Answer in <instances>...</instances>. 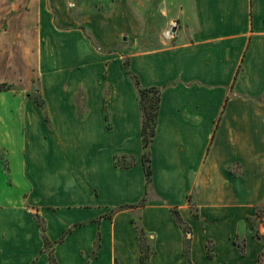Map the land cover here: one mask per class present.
I'll return each instance as SVG.
<instances>
[{
	"label": "crops",
	"instance_id": "0c3cea01",
	"mask_svg": "<svg viewBox=\"0 0 264 264\" xmlns=\"http://www.w3.org/2000/svg\"><path fill=\"white\" fill-rule=\"evenodd\" d=\"M108 10L114 18L103 19ZM4 22L17 31L19 58L17 76L5 82L22 84L29 72L40 78L44 113L25 104V137L35 113L51 128L50 141L37 134L40 145L23 146L24 174L35 156L38 182L51 196L28 191L21 206L0 205V264H142L140 232L148 264H260L264 0H0ZM8 32L0 29V39ZM145 33L164 46L143 51L136 42L117 52L127 36L138 41ZM97 85L105 90L95 101L105 120L99 147L94 133L76 134L71 121L79 109L81 122L90 118ZM139 88L161 93L146 150ZM49 94L69 119L65 131L50 126Z\"/></svg>",
	"mask_w": 264,
	"mask_h": 264
},
{
	"label": "rangeland",
	"instance_id": "374dc122",
	"mask_svg": "<svg viewBox=\"0 0 264 264\" xmlns=\"http://www.w3.org/2000/svg\"><path fill=\"white\" fill-rule=\"evenodd\" d=\"M84 5V3H83ZM85 7V6H84ZM88 8V7H87ZM89 9V8H88ZM30 10H32L30 8ZM87 9L84 8V11ZM97 9H89V11ZM110 10V9H109ZM106 11L103 19H112L113 16L110 15V11ZM129 12L132 10L130 8L127 9ZM146 10V9H142ZM88 11V12H89ZM88 12H84V15L88 14ZM28 27H35L32 24V16L28 14L27 18ZM45 22L47 21V16L44 17ZM98 22V21H97ZM97 22L94 24L96 28H98ZM0 24V29H5L9 31L6 36L1 40H3L6 45L5 48H0V205H8L14 203L15 206H21L23 204V198H26L29 195L28 191H37L39 194L49 195L50 191L45 187H41L38 181H43L42 176H40L38 165L36 163L35 156L32 158V161L29 163V169L27 171V175L24 174V165H23V154L22 149L23 146L27 143L28 145H40L42 141H40V137L38 135H49L48 139L50 141L51 128L48 127L47 122L48 119L40 120V113L37 115L35 113L33 115V123L30 124L28 136L25 137L24 134V126H25V110L28 107V102H33L36 106L38 105L42 109H39L44 113V102L40 89V78H38L37 74L29 72L27 68V72L29 74H24L22 84H15L13 82H5L8 78V75L11 76V79H14V74L17 76V72L14 70L17 67L18 56L15 52V45L18 39H15L17 36V31L13 29L12 24H7L4 22V25ZM29 30V29H28ZM87 30V29H86ZM168 30V29H167ZM164 31L163 33L167 37H174L175 33H172V30L168 32ZM87 32V31H86ZM87 38L88 40L97 48H100V43L98 39L92 35V32L88 30ZM109 36V33L106 34ZM31 36V35H30ZM110 36H113V33H110ZM157 34L149 35L144 34L142 38L138 41L133 40L129 36L126 37L125 40L120 41L119 45L122 49H118L117 52H125V49H130L133 43L137 42L138 50H153L157 48H161L164 46L163 42L156 40L155 37ZM28 43H32L34 45L37 43L36 39L32 35V39L28 38ZM80 49H83L81 45H77ZM29 47V46H27ZM128 47V48H126ZM13 48H15L13 50ZM7 52L5 55L4 52ZM124 56V61L126 64H129V57ZM35 62V61H34ZM28 66L31 63L27 64ZM10 66V69H9ZM53 65L51 63L46 67V70H49ZM2 67V68H1ZM40 68V67H39ZM90 71V72H89ZM87 72V71H85ZM90 78L92 82L97 83L98 70L96 68L89 69ZM40 73V71H39ZM40 75V74H38ZM75 79V77H74ZM77 79V78H76ZM80 79H85V77L81 76ZM114 79L116 82L121 84L120 74H115ZM94 84V85H95ZM105 90L101 89L100 86H96L91 92V98L93 103L95 101H100L102 96H104ZM152 97V95H150ZM45 110L48 114L50 120V126H53L54 129H61L65 131L69 124V119L59 110H57V104L52 100L51 95H47V99H45ZM98 104L92 105V115L86 121H82L83 117L81 113L82 109H79V113L75 112L74 118H72L73 130L78 135H84L88 132L94 133L97 137L96 147L104 144L105 136L104 132V123L105 120L102 117H99L100 110L98 109ZM25 108V109H24ZM28 111L31 109L28 107ZM57 130V131H58ZM26 138L28 141H26ZM145 148V147H144ZM146 150V149H145ZM147 152V151H146ZM31 156V152H30ZM117 162L122 163V159H116ZM51 196V195H49ZM259 217L264 221V206L260 209ZM189 231L188 228H184V233L186 234ZM186 243L190 244V242L186 239Z\"/></svg>",
	"mask_w": 264,
	"mask_h": 264
},
{
	"label": "trees",
	"instance_id": "16d2710c",
	"mask_svg": "<svg viewBox=\"0 0 264 264\" xmlns=\"http://www.w3.org/2000/svg\"><path fill=\"white\" fill-rule=\"evenodd\" d=\"M138 85V82L136 81ZM152 95V97H150ZM160 90L158 89H141L139 88V100H140V108L142 111V141L144 144L145 149L153 142V139L156 134L157 122H158V111H159V104H160ZM119 163V162H117ZM144 169L145 175L147 180V188L151 182V177L153 174L151 161L148 158L147 153L144 155ZM145 199L142 201L140 206H144ZM174 217L178 225L182 226V220L177 211H174ZM140 239L143 242V256H142V264H148L149 259V247L145 241V235L143 232L139 233ZM258 238L264 240V236L257 234ZM190 250L189 244L186 243L185 245V255L188 256ZM264 258V252L260 257V264L261 260Z\"/></svg>",
	"mask_w": 264,
	"mask_h": 264
},
{
	"label": "built area",
	"instance_id": "2783aa9c",
	"mask_svg": "<svg viewBox=\"0 0 264 264\" xmlns=\"http://www.w3.org/2000/svg\"><path fill=\"white\" fill-rule=\"evenodd\" d=\"M188 235H190V233H188Z\"/></svg>",
	"mask_w": 264,
	"mask_h": 264
}]
</instances>
